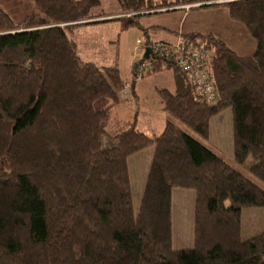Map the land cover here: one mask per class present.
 <instances>
[{
  "label": "trees",
  "instance_id": "1",
  "mask_svg": "<svg viewBox=\"0 0 264 264\" xmlns=\"http://www.w3.org/2000/svg\"><path fill=\"white\" fill-rule=\"evenodd\" d=\"M115 1L129 27L138 12L211 0ZM34 2L26 30L0 6V264H264V232L243 240L241 219L264 208V0L222 4L255 41L251 55L211 33L180 34L211 51L219 97L208 104L173 67L176 90L160 91L169 118L154 136L116 118L127 81L84 62L68 36L105 15L102 0ZM226 109L232 159L209 145ZM151 146L135 211L128 158ZM175 188L196 193L192 249L172 247Z\"/></svg>",
  "mask_w": 264,
  "mask_h": 264
},
{
  "label": "rangeland",
  "instance_id": "2",
  "mask_svg": "<svg viewBox=\"0 0 264 264\" xmlns=\"http://www.w3.org/2000/svg\"><path fill=\"white\" fill-rule=\"evenodd\" d=\"M210 2L213 3L200 6ZM227 2L228 0L199 1L181 4L176 7L177 11L165 12L175 8L170 7L154 12H138L135 18L138 24L124 27L121 18L131 15L123 14L115 0H102L97 12L109 16L75 22L81 24L97 21L74 27L68 31V36L77 44L79 56L84 62L93 63L98 67L117 68L127 81V87L121 93V101L114 109L116 118L134 123L139 131L147 135H159L169 118L163 109L160 91L176 90L175 75L172 68L157 67L156 70L160 71H142L140 68L146 60V50L143 44H139L140 40L149 38L155 42L159 39L172 38L178 31L183 34L211 33L224 41L238 55H251L255 51V41L241 23L230 18L228 8L222 6ZM34 4V0H0V6L21 30L29 29L31 26L30 14L36 11ZM182 39L178 37L168 44L177 43ZM137 64L138 68L135 69ZM211 66L216 79L212 61ZM210 135L209 145L232 159L230 109L224 110L211 120ZM154 150L155 146H151L128 158L135 211L139 209L143 197ZM195 203V191L184 188L173 190L172 247L175 250L194 247ZM241 219L243 240L264 232L263 207H244Z\"/></svg>",
  "mask_w": 264,
  "mask_h": 264
},
{
  "label": "built area",
  "instance_id": "3",
  "mask_svg": "<svg viewBox=\"0 0 264 264\" xmlns=\"http://www.w3.org/2000/svg\"><path fill=\"white\" fill-rule=\"evenodd\" d=\"M191 7V6H190ZM139 44L149 50L141 70L152 72L156 68H178L187 77V82L195 93L212 105L217 102L219 94L216 79L211 66V51L184 39L168 44L162 41L149 43L147 39Z\"/></svg>",
  "mask_w": 264,
  "mask_h": 264
},
{
  "label": "crops",
  "instance_id": "4",
  "mask_svg": "<svg viewBox=\"0 0 264 264\" xmlns=\"http://www.w3.org/2000/svg\"><path fill=\"white\" fill-rule=\"evenodd\" d=\"M180 34H182V33H179V31H178V32H175L173 34L172 38H165V39H159V40L166 41V42H172V41L176 40L178 37H181Z\"/></svg>",
  "mask_w": 264,
  "mask_h": 264
},
{
  "label": "water",
  "instance_id": "5",
  "mask_svg": "<svg viewBox=\"0 0 264 264\" xmlns=\"http://www.w3.org/2000/svg\"><path fill=\"white\" fill-rule=\"evenodd\" d=\"M212 3H213V2H210V3H204V4H201L200 6L210 5V4H212ZM148 53H149V50L146 51L145 56H147ZM136 68H138V64H137V66H135V69H136Z\"/></svg>",
  "mask_w": 264,
  "mask_h": 264
},
{
  "label": "clouds",
  "instance_id": "6",
  "mask_svg": "<svg viewBox=\"0 0 264 264\" xmlns=\"http://www.w3.org/2000/svg\"><path fill=\"white\" fill-rule=\"evenodd\" d=\"M188 9V8H187Z\"/></svg>",
  "mask_w": 264,
  "mask_h": 264
}]
</instances>
